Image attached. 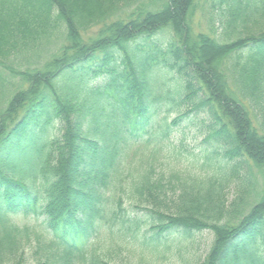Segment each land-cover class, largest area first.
I'll use <instances>...</instances> for the list:
<instances>
[{"label": "trees", "instance_id": "1", "mask_svg": "<svg viewBox=\"0 0 264 264\" xmlns=\"http://www.w3.org/2000/svg\"><path fill=\"white\" fill-rule=\"evenodd\" d=\"M197 1L0 0V264H264V0Z\"/></svg>", "mask_w": 264, "mask_h": 264}, {"label": "rangeland", "instance_id": "2", "mask_svg": "<svg viewBox=\"0 0 264 264\" xmlns=\"http://www.w3.org/2000/svg\"><path fill=\"white\" fill-rule=\"evenodd\" d=\"M196 4H197V6H196L197 8H195L192 19H191L192 24H193V30L195 32H199V31L209 32L208 31L209 25L207 23V17L205 14L206 8H204V9L201 8V6L204 4V0H199V1H197ZM220 29L221 28H219L218 31ZM199 115H200V113L197 116H199ZM203 116H205V115L203 114ZM199 117H202V116H199ZM171 118H172V116H171ZM195 124L196 125H188L186 127H184L185 126L184 123L180 124L182 126V129L186 131V138H187L186 140L189 143V149L191 147L193 148L194 144L202 141V139L205 137V134H203V135L201 134V135H197L196 139L192 138V135L194 134V132L196 130V128L194 126L200 125L198 120L195 121ZM234 195H235V182L231 181L228 184L227 189H226V198L228 200H231V198ZM16 220L18 222L22 221V219L20 217L16 218ZM27 222H28V220L23 221V223H27ZM210 242H211V234L208 231H203L202 233L199 234L198 245L196 243V246L193 249V250H195V258L200 257V256L202 257L206 253V251L209 248ZM30 256L31 255L28 252H25L23 254L24 259L21 262L23 264H33V258ZM185 256H186V253H185ZM172 262H174L173 264H181V261L175 257H171L167 260H166V258L160 259L158 261V263H156V264H172ZM190 262H193V260H190ZM112 263H114V264H137V262L135 260H132V259H130V257H126L125 255H122V254L120 255V257L114 258L112 260Z\"/></svg>", "mask_w": 264, "mask_h": 264}]
</instances>
